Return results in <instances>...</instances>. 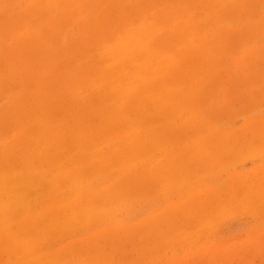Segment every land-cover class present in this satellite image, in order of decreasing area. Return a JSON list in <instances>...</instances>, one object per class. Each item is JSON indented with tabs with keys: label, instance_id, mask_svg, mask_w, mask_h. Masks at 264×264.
<instances>
[{
	"label": "rangeland",
	"instance_id": "rangeland-1",
	"mask_svg": "<svg viewBox=\"0 0 264 264\" xmlns=\"http://www.w3.org/2000/svg\"><path fill=\"white\" fill-rule=\"evenodd\" d=\"M0 264H264V0H0Z\"/></svg>",
	"mask_w": 264,
	"mask_h": 264
}]
</instances>
